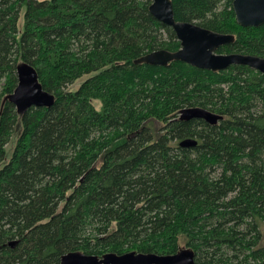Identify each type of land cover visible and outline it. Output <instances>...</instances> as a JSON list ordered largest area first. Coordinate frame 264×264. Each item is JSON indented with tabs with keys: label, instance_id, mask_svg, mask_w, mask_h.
Returning <instances> with one entry per match:
<instances>
[{
	"label": "trees",
	"instance_id": "trees-1",
	"mask_svg": "<svg viewBox=\"0 0 264 264\" xmlns=\"http://www.w3.org/2000/svg\"><path fill=\"white\" fill-rule=\"evenodd\" d=\"M171 1L176 21L236 37L219 54L264 58V25L239 26L234 0ZM151 5L0 0V264L184 249L264 264V74L136 64L181 48ZM23 62L53 107L20 115L7 99ZM194 107L224 119H180Z\"/></svg>",
	"mask_w": 264,
	"mask_h": 264
},
{
	"label": "water",
	"instance_id": "water-1",
	"mask_svg": "<svg viewBox=\"0 0 264 264\" xmlns=\"http://www.w3.org/2000/svg\"><path fill=\"white\" fill-rule=\"evenodd\" d=\"M233 9L239 26L259 28L264 25V0H234ZM150 12L156 20L174 31L181 48L175 53L167 50L154 51L138 59L136 64L166 67L174 61H180L212 72H221L240 65L264 74L262 57L218 53L221 47L235 42L234 35L213 32L190 22L176 21L171 0H152ZM17 77L18 85L14 93L7 97L15 106L17 113L24 115L33 107L51 108L55 105V96L43 88L33 66L25 62L19 64ZM180 119L203 120L216 126L224 117L207 109L194 107L184 109ZM197 145L198 141L193 138L186 139L180 144L182 148H192ZM16 244L17 242H12L10 246L14 247ZM61 264H196V261L194 251L189 249L173 255L129 252L121 255L108 253L102 257L77 251L64 255Z\"/></svg>",
	"mask_w": 264,
	"mask_h": 264
},
{
	"label": "rangeland",
	"instance_id": "rangeland-1",
	"mask_svg": "<svg viewBox=\"0 0 264 264\" xmlns=\"http://www.w3.org/2000/svg\"><path fill=\"white\" fill-rule=\"evenodd\" d=\"M22 25H23V19H21V21H20V26H22ZM76 86L77 85H75L74 87H76ZM15 141H16V138H14V140L7 147V151L9 153V155L12 154V151H13L14 146H15Z\"/></svg>",
	"mask_w": 264,
	"mask_h": 264
}]
</instances>
